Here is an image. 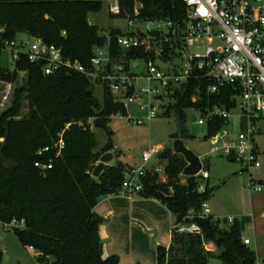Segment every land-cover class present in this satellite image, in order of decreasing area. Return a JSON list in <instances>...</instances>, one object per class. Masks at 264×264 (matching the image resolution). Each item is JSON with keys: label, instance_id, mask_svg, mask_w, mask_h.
<instances>
[{"label": "trees", "instance_id": "obj_1", "mask_svg": "<svg viewBox=\"0 0 264 264\" xmlns=\"http://www.w3.org/2000/svg\"><path fill=\"white\" fill-rule=\"evenodd\" d=\"M103 3L104 0H0V52L7 41L24 32L61 48L63 57L88 65L93 48L105 42L106 34H100L89 19L90 13L99 12ZM110 15H133V1L123 0L120 13ZM138 16L170 21L177 28L185 16V5L182 0H142ZM120 32L119 28H111L108 35L115 37ZM168 45L164 43L165 48ZM111 49L118 55L115 43H111ZM129 55L141 56V51H130ZM13 61L12 71L0 65V79L13 82L17 72L25 70L27 84L16 91L12 105L0 115V223L22 220V227L11 229L24 247L37 251L41 262L118 264L116 255H104L99 234L101 218L94 207L101 198L119 191L125 167L120 163L107 165L98 178L92 176L100 156L114 148L109 140L94 151L96 138L91 127L104 129L113 115H126L127 110L106 88L100 102L85 74L61 67L45 75L41 63H32L23 56ZM209 83L200 76L170 95L173 103L168 104L166 112L172 110L178 120L174 139L189 136L186 109L234 105V85L227 83L216 94L208 95ZM23 92L28 111L18 118ZM205 126L208 138L223 126V119L208 120ZM61 131L64 146L60 153L56 155L57 149L51 148L38 154L39 149L52 147ZM159 159L165 167L166 182L160 181L151 166L142 177L143 187L137 195L155 198L171 212L172 223H180L190 209L199 211L213 189L198 193V176L182 175L187 163L171 147L161 150ZM37 161L51 163V168L36 167ZM195 221L201 234L172 229L169 247H156V264H208L211 252L205 249V242L218 248L220 264H256L255 252L242 241L245 218H234L225 226L212 218ZM2 256L0 249V264Z\"/></svg>", "mask_w": 264, "mask_h": 264}, {"label": "built area", "instance_id": "obj_2", "mask_svg": "<svg viewBox=\"0 0 264 264\" xmlns=\"http://www.w3.org/2000/svg\"><path fill=\"white\" fill-rule=\"evenodd\" d=\"M122 1L104 0L109 13L114 15L120 13ZM132 1L133 15L125 16L129 30L120 29L115 37L106 33L104 44L93 48L88 65L63 57L61 48L33 36L20 41L19 46L26 50L13 49L12 58L17 60L23 56L32 63H41L45 75L61 67L85 74L92 83L106 88L126 110L130 104H136L139 111L145 112L140 117L131 116L128 110L126 115L118 113L136 124H143L165 110L161 107L159 112L153 104H145L146 98L149 100L153 96L163 100L165 95L170 98L175 89L191 79L203 76L210 80L206 88L208 95L216 94L219 87L227 83L234 85L236 93L231 97L234 105L230 108L208 105L203 110L198 109L201 116L198 124L206 125L208 120L223 119V126L208 137L209 153L243 163L239 173L249 174L248 189L264 191V180L251 178L252 172L260 168L259 151L254 141L256 124L264 121V0H182L185 16L177 28L172 22L162 20H157L158 24L152 27L154 20L138 16L142 0ZM137 21L144 23L145 29L136 26ZM14 42L15 39L5 45L16 47ZM166 42L169 43L168 48L164 47ZM111 43L119 47L118 55H114ZM130 51H141V56L131 57ZM174 58L182 59L181 67L173 64ZM139 61L143 62L144 73L137 70ZM159 63L168 68L162 69ZM141 80H146L148 87L140 85ZM153 82L159 83L160 88L152 85ZM235 109L238 110L236 115L232 114ZM231 118L236 121V132L227 128ZM63 146L61 131L53 146L39 149L38 154L55 148L58 155ZM161 150L158 146L145 150L141 155L142 165L125 168L119 190L130 196L137 195L143 187L142 177L151 166L160 176V181L166 182L165 167L159 159ZM154 155L155 160H152ZM35 166L49 169L51 163L37 161ZM196 176L205 180L209 174L202 166ZM206 188L205 184H198L196 191L204 193ZM208 218L219 220L211 214L207 201H204L199 211L190 209L182 222L172 223L171 230L201 234V227L195 220ZM233 219L229 217L227 222L231 223ZM23 224L22 220L12 219L3 225L12 228Z\"/></svg>", "mask_w": 264, "mask_h": 264}, {"label": "rangeland", "instance_id": "obj_3", "mask_svg": "<svg viewBox=\"0 0 264 264\" xmlns=\"http://www.w3.org/2000/svg\"><path fill=\"white\" fill-rule=\"evenodd\" d=\"M89 19L91 23L95 24L100 34H106L111 28H119L122 31H127V19L111 17L107 3H103L101 10L96 13H90ZM136 26L145 29V24L137 21ZM152 27L158 24L157 20L153 21ZM28 40V35L20 32L15 37L16 47L7 45L0 52V65L12 71L14 69V61L12 58V50L25 51L26 48L20 47V41ZM191 51H195L191 48ZM138 72L144 73L145 69L143 62L139 61ZM173 64L181 67L182 59L174 58ZM162 69H167V65L159 63ZM27 84V72L19 70L17 78L13 82H6L0 79V115L7 110L15 98V93L18 89L24 88ZM143 87H148L146 80L139 82ZM152 85L159 86V83L153 82ZM94 95L100 102L103 100V87L101 84L92 83ZM161 90V89H160ZM162 91V90H161ZM143 96H146L144 94ZM21 110L18 118L27 114L28 103L23 92L21 95ZM145 104L151 103L159 109L164 107V112L146 121L143 124H136L132 120L122 118V115L116 114L111 117V121L106 128L91 127L95 133L96 143L94 151L100 150L109 140H111L113 148L118 150V155L114 158L115 164H121L125 168H136L142 165V152L150 148L160 146L162 151L173 146L174 138L172 137L178 131V120L174 112L171 110L166 112L168 103H173V100L168 96H164L163 100L153 98H146ZM128 113L133 117L144 116L145 112L139 111L136 104L128 106ZM238 110L232 111V114H237ZM200 113L188 108L185 110V126L187 128L188 137L182 138L184 145L198 155L203 162L209 174L208 180L200 179L199 184H207L208 188H212V194L207 200V207L215 216L218 217L221 226H224L229 217H235L237 214H246L247 195L252 192L248 189L247 183L250 179L248 173H239V170L244 166L239 161H229L224 156H219L209 153V141L206 137L207 129L205 125L198 124ZM232 132L238 130L236 121L231 118L227 127ZM257 133L254 135V141L259 151L260 168L257 172H252V179L259 181L264 179V121L256 124ZM173 150V149H172ZM112 151V150H111ZM161 151H159V154ZM152 160H155V155ZM113 162L110 161L108 165ZM165 162V160L163 161ZM241 218V217H235ZM173 222V221H172ZM228 224V223H227ZM248 231L247 223L245 224L243 232ZM245 244H248L246 241ZM248 246L256 251L255 242L253 241ZM152 247V245H151ZM0 249L3 251L1 264H47L41 262L37 258V251L32 248L24 247L16 237L14 231L0 223ZM155 251V248L152 247ZM262 252L264 253V242L262 243ZM264 257H256V264H264ZM150 262L146 260L145 264ZM208 264H220L217 253H210L208 257Z\"/></svg>", "mask_w": 264, "mask_h": 264}, {"label": "crops", "instance_id": "obj_4", "mask_svg": "<svg viewBox=\"0 0 264 264\" xmlns=\"http://www.w3.org/2000/svg\"><path fill=\"white\" fill-rule=\"evenodd\" d=\"M114 158L110 165H115ZM202 166L204 167L203 162ZM208 179L209 177L205 180ZM247 208L246 214H237L235 217L247 220L248 231L242 232V241H248L249 245L254 241L255 255L261 258L264 257L261 250L264 242V191L249 192ZM94 210L101 218L99 234L104 255H116L119 258L118 264H145L146 260H150L146 264H156V247H169L173 216L155 198L136 194L130 196L119 190L101 198ZM211 214L215 216L214 211ZM227 223L229 222L226 221L225 225ZM152 237L155 238V251L151 249ZM204 247L211 253L218 252L212 242H205Z\"/></svg>", "mask_w": 264, "mask_h": 264}, {"label": "water", "instance_id": "obj_5", "mask_svg": "<svg viewBox=\"0 0 264 264\" xmlns=\"http://www.w3.org/2000/svg\"><path fill=\"white\" fill-rule=\"evenodd\" d=\"M172 149L175 153L181 154L187 163L182 171V175L185 177L198 175V173L202 170V162L200 160V157L196 155L192 150L187 148L181 138H177L174 140ZM118 152V150L113 149L112 151L103 153L95 164V167L92 171V176L94 178H98L104 167L118 155ZM184 182L185 179H182V183ZM151 245L153 247H155L156 245L154 237H152Z\"/></svg>", "mask_w": 264, "mask_h": 264}]
</instances>
